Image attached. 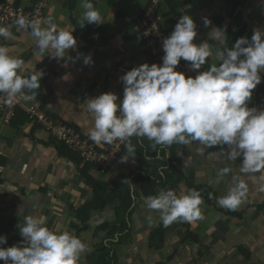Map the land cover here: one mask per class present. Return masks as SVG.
<instances>
[{
	"label": "crops",
	"instance_id": "obj_1",
	"mask_svg": "<svg viewBox=\"0 0 264 264\" xmlns=\"http://www.w3.org/2000/svg\"><path fill=\"white\" fill-rule=\"evenodd\" d=\"M3 1L24 8L34 5V0ZM148 1L91 0L102 16L101 24L96 25L84 20L83 0H50L44 20L51 19L58 29L74 30L72 34L77 40L75 48L66 51L64 58L50 56L51 49L43 55H34V38L30 30H17L12 26L13 38L0 37V45L8 47L10 55L25 61L21 70L23 75H31L35 70L44 72L41 87L32 99L23 97V106L44 110L90 141L88 132L94 127V117L88 112L86 101L111 92L119 97L116 101L119 104L124 88L120 77L142 64H152L134 32ZM182 1L163 2L160 18L168 36L185 14L197 25V37L193 41L197 45L207 41L214 48H232L228 42L229 31L251 39L255 29L264 30V0H199L194 4L191 0ZM204 18L212 22L209 27L204 26ZM213 28L224 29L225 36L217 37L211 33ZM89 55L94 63L85 66L83 57ZM208 60L209 66L219 64L215 56ZM261 75L264 85V73ZM255 108L264 110V95L258 99ZM40 126L28 118L20 128L0 127V163L5 167L1 177L0 205L4 219L23 224L26 216L43 218L44 226L49 229L58 234L67 231L82 240L86 251L81 254L79 264H94L87 257L94 254L101 242L107 243L100 228L103 224L114 223L119 203L103 206L100 201L96 209L90 208L91 218L86 223L89 228L82 232L79 228L86 222L87 215L78 213L96 199L94 183L107 187L125 184L136 198L133 197L130 231L119 237L129 236L121 242L115 237L113 245L107 243L115 254V264H264V181L259 179V173L254 174V180L252 174L240 172L242 158L235 162L227 160L220 154L219 146L205 149V155H200L198 141L187 146L159 147L155 159L165 157L166 168L173 166L184 176L177 189L178 196L186 195L198 184L207 186L214 193L212 207L200 206L203 219L190 222V230L196 235V241H193L184 234L182 220H177L171 235H167L159 212L149 210L144 203L136 178L145 176L146 171L151 172L141 161L152 162L151 155L144 152L141 159L126 152L124 157L131 155L127 162L122 163L119 157L106 175L90 170L93 182L89 183L81 178L79 168L59 155L52 135ZM208 153L215 154L209 156ZM224 167L232 168V172L216 182L217 173ZM237 180H243L248 187L244 202L236 210L220 207L217 199L226 195ZM219 211L241 216L235 218ZM148 215H153L151 226L145 219ZM161 227H164L161 249L157 245L149 247L151 235ZM5 237L7 243L0 247L22 245V241L12 239V231ZM165 250L169 253L163 255Z\"/></svg>",
	"mask_w": 264,
	"mask_h": 264
},
{
	"label": "clouds",
	"instance_id": "obj_2",
	"mask_svg": "<svg viewBox=\"0 0 264 264\" xmlns=\"http://www.w3.org/2000/svg\"><path fill=\"white\" fill-rule=\"evenodd\" d=\"M82 7L87 24H101V13L91 0H83ZM203 23L209 27L212 22L204 18ZM42 24L48 27H41ZM3 25L0 22V37L13 38L12 25ZM13 27L30 30L37 56L51 49L50 56L64 58V53L77 44L74 30L58 29L51 19L42 21L20 16ZM196 29L193 18L183 15L171 35L162 41V65L145 63L120 77L124 88L119 104L116 103L119 97L111 92L86 101L87 110L94 117L89 139L97 145L124 142L129 153L136 151L132 137H146L153 147L187 146L198 141L200 155H205V149L219 146L220 154L227 160L235 162L242 158V174H252L255 180L254 174L259 173V179L264 181V110L248 107L264 73V30L255 29L251 39L238 38L232 48H214L207 41L199 45L193 42ZM213 32L217 37L225 36L224 29L213 28ZM212 56L219 64L199 71L195 77L186 78L184 72L176 70L181 60L189 62V71L200 70ZM24 63L23 59L10 55L8 47L0 45V98L8 106L18 95L32 99L35 90L41 87L43 70L23 75ZM83 63L89 66L94 61L89 55L83 57ZM129 156H123L121 162H127ZM230 172V167L220 169L216 182ZM247 192L243 180H237L226 195L217 199V204L236 210ZM203 202L201 192L195 189L180 196L172 189H161L158 195L144 200L149 210L159 212L165 227L177 220L203 219L200 207ZM146 219L151 226L153 217L149 215ZM44 224L43 218L26 216L23 224L17 225L23 237L22 245L0 247V261L4 264H79L81 254L86 251L82 240L67 231L58 234ZM6 243L7 238L0 236V245Z\"/></svg>",
	"mask_w": 264,
	"mask_h": 264
},
{
	"label": "trees",
	"instance_id": "obj_3",
	"mask_svg": "<svg viewBox=\"0 0 264 264\" xmlns=\"http://www.w3.org/2000/svg\"><path fill=\"white\" fill-rule=\"evenodd\" d=\"M38 1L39 0H34V5ZM48 1L50 2V0ZM191 1H193V4H194L196 1H199V0H191ZM0 2L4 3L3 0H0ZM182 2H185V0H183ZM236 3L237 2H235V4ZM12 5L14 7L19 6L16 3H13ZM161 11H162V8H161ZM160 21L162 25V19ZM218 22L220 23L221 20L219 19ZM83 38L86 39L85 34ZM238 38H241L240 33H232L231 31H229L228 42L231 46L235 44ZM206 63H209L208 59L206 60ZM206 63L203 65L205 68L204 71H206L210 67L209 66L210 64L207 65ZM24 75H28V74H24ZM37 91L38 89L35 90V92ZM263 95H264V85L261 82V84H259L257 88L253 90V95H252L251 100L248 102V107L255 108V105L258 99ZM14 114H15L14 118L11 120V122L8 125L12 127L20 128V126H22L23 124L27 122V119H28L27 115L23 111L16 109ZM46 114L51 120L56 121L53 118V116H50L47 112ZM131 139H132V144L135 146L136 151L129 153L125 147L123 151L121 152V154L119 155L120 159L125 155L126 152L127 154L139 156L141 159H142L143 153L145 152L144 154L149 155V156L151 155L150 157H153L154 159L152 162L148 164H146L144 159L141 160L142 163L145 164L144 166H146L147 168L151 170V172L146 171L145 176L143 177L138 176L136 178V183L139 184L140 192L142 196L144 198L150 195L154 196L155 193L159 192L161 189H164V190L172 189L176 193H178L177 191L178 186L180 184V181L183 180L184 176L182 175V173L177 172L173 166L166 168L165 157L160 158V159H155V157L157 156V151L159 150V147L162 145H156L155 147H153L152 142H150L146 137L145 138L132 137ZM51 140L55 144V147L57 151L59 152V155L61 157L68 159L77 168H79L81 178L84 179L85 181H89V183L91 181L93 182L92 176L89 174V171L93 170V167L87 163H84V161H82L77 154L71 152L62 142L57 141L52 136H51ZM91 142L95 145L96 149H99L100 147L105 146V144L99 146L93 141ZM173 145H176V144H173ZM105 185L94 183L96 199L93 200L89 204L87 203L83 208L84 210L78 213L81 215L82 214L87 215L86 222H83V223L81 222L82 226L81 228H79V232L85 231L86 229L89 228V224H86V223L89 222L91 218L90 211L92 209L90 208L94 207L96 209V206H98L97 204L100 201L103 202L102 203L103 206L107 203L111 204V203L117 202L119 203V207L117 208V212H116L117 213L116 220L114 221V223L109 222V223L103 224L101 225V228H100V232L103 235V238L105 240H108L107 243H110V245H113L114 244L113 240L115 237L119 239V242H121L123 241L125 237L129 236V234H125L124 236H121L122 239H120L119 237L120 235H123L124 232L127 231L129 233L130 231V228H128V225L130 221V216L132 214L131 212L133 209V203H134L133 197H135V195L133 194L134 195L133 196L131 194L130 190L126 187L125 184H117V185H114L113 187H110V185L107 187V185L106 186ZM192 188L201 192L203 201H204L202 205L206 204L207 206L212 207V200L214 198V193L212 192V190L208 189L207 186L201 185V184H198L197 186H193ZM219 213H224L227 216H234L235 218H238L241 216L240 214H236V213L229 212V211H219ZM18 224L20 223H18L14 219L8 220V219L2 218L0 220V236H6L12 231L13 233L12 239L23 241V237H21L19 228L17 227ZM182 227H183L184 234L187 235L190 240L196 241V238H195L196 235L193 234L192 230H190V222H186L182 220ZM162 238H164V227L159 228L156 234L151 235L149 247L157 245V248L161 249ZM107 243L101 242L99 246L97 247L96 252L93 255L87 257V260L90 262H93L94 264H115V254L112 251V248L108 247ZM0 264H4V262L0 261Z\"/></svg>",
	"mask_w": 264,
	"mask_h": 264
},
{
	"label": "built area",
	"instance_id": "obj_4",
	"mask_svg": "<svg viewBox=\"0 0 264 264\" xmlns=\"http://www.w3.org/2000/svg\"><path fill=\"white\" fill-rule=\"evenodd\" d=\"M164 0H149L141 18L134 27V32L138 40L148 51L152 64L162 65V41L169 37L161 25L160 12ZM49 8L48 0H39L32 8L21 6L14 7L12 3L0 2V22L4 25L15 26V20L23 16L28 19H45V13ZM189 62L181 60L177 71L184 72L187 76L195 77L199 71H204V67L197 71H189ZM23 95H18L11 106L6 105L0 98V127L8 125L14 118L16 109L25 112L28 118L36 121L59 142H62L70 151L77 154L84 163L93 167V170L100 175H106L112 165L119 159V155L125 147V143L116 141L111 145L106 144L96 149L88 140L78 135L72 127L62 124L60 121L51 120L45 111L39 108L26 109L21 100ZM4 166L0 164V191L3 188L1 177L4 174ZM3 209L0 206V219L3 216Z\"/></svg>",
	"mask_w": 264,
	"mask_h": 264
},
{
	"label": "rangeland",
	"instance_id": "obj_5",
	"mask_svg": "<svg viewBox=\"0 0 264 264\" xmlns=\"http://www.w3.org/2000/svg\"><path fill=\"white\" fill-rule=\"evenodd\" d=\"M108 172H109V171H108ZM148 216H149V215H148ZM151 216L153 217V215H151ZM146 217H147V216H145V219H146ZM176 223H177V221H176V222H173L171 225H169V226L166 227V229H167V235H168V234L171 235V229H172V227L174 228V226H176V225H175ZM157 231H158V230H157ZM157 231H155L154 234H156ZM166 250H167V248H166ZM166 250L163 252V255H166V253H169V252H167Z\"/></svg>",
	"mask_w": 264,
	"mask_h": 264
}]
</instances>
